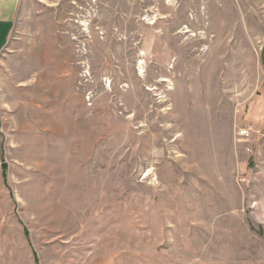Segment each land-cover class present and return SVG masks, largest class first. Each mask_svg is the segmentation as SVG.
Here are the masks:
<instances>
[{"label":"rangeland","instance_id":"374dc122","mask_svg":"<svg viewBox=\"0 0 264 264\" xmlns=\"http://www.w3.org/2000/svg\"><path fill=\"white\" fill-rule=\"evenodd\" d=\"M16 13L0 264H264V0Z\"/></svg>","mask_w":264,"mask_h":264},{"label":"crops","instance_id":"0c3cea01","mask_svg":"<svg viewBox=\"0 0 264 264\" xmlns=\"http://www.w3.org/2000/svg\"><path fill=\"white\" fill-rule=\"evenodd\" d=\"M19 0H0V51L7 43Z\"/></svg>","mask_w":264,"mask_h":264},{"label":"built area","instance_id":"2783aa9c","mask_svg":"<svg viewBox=\"0 0 264 264\" xmlns=\"http://www.w3.org/2000/svg\"><path fill=\"white\" fill-rule=\"evenodd\" d=\"M239 134L240 135H246L247 133H246V130L242 129V130L239 131Z\"/></svg>","mask_w":264,"mask_h":264},{"label":"water","instance_id":"95a60500","mask_svg":"<svg viewBox=\"0 0 264 264\" xmlns=\"http://www.w3.org/2000/svg\"><path fill=\"white\" fill-rule=\"evenodd\" d=\"M4 167H5V164L3 163V164H2V168H4Z\"/></svg>","mask_w":264,"mask_h":264}]
</instances>
